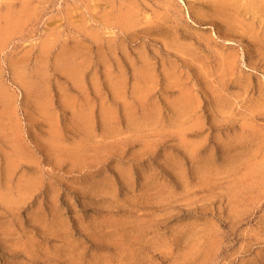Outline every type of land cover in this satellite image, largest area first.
<instances>
[{
    "label": "rangeland",
    "instance_id": "1",
    "mask_svg": "<svg viewBox=\"0 0 264 264\" xmlns=\"http://www.w3.org/2000/svg\"><path fill=\"white\" fill-rule=\"evenodd\" d=\"M104 3L0 0V264H264V10Z\"/></svg>",
    "mask_w": 264,
    "mask_h": 264
},
{
    "label": "bare ground",
    "instance_id": "2",
    "mask_svg": "<svg viewBox=\"0 0 264 264\" xmlns=\"http://www.w3.org/2000/svg\"><path fill=\"white\" fill-rule=\"evenodd\" d=\"M13 1V0H12ZM25 1V0H24ZM102 1V0H101ZM128 1V0H127ZM213 5H214V7H216L217 8V10H219L220 12H221V14L226 18V21H228V25H234V24H236V25H238V26H240V27H238V28H243L242 26H241V21H239V20H237V19H239V16H243V15H245V14H251L253 17H257V15H258V13H261V10H264V9H262V8H264V0H209ZM20 2V1H19ZM103 2H105L104 3V7H105V9H106V3H109V5L111 6V10L113 11L114 10V7H117V5L116 4H118V8H116L115 10H117V9H119V11H117V13L116 14H114V12H112V14H113V16H112V22L114 23V24H117V26H126L127 24H128V26L127 27H129V25L131 26L132 24H133V21H132V19H130V16H131V14L134 12L135 13V15H138V14H136V12H135V9L137 10V8H135V9H128V10H124L123 12L121 11L122 9H121V5L123 6V4H122V2H123V0H103ZM130 2V1H129ZM6 3H7V1H6ZM126 3V2H125ZM132 3H133V1L131 2V5H132ZM11 4V3H10ZM200 4V3H199ZM3 5H4V3H3ZM12 5V4H11ZM18 5H19V3H18ZM23 5V4H22ZM22 5H20V6H22ZM26 5V4H25ZM108 5V6H109ZM126 6L128 5V4H125ZM202 5V4H201ZM2 5H0V8H2L3 9V7H1ZM6 6L7 5H5V8H6ZM109 6V7H110ZM200 6V5H199ZM12 7H13V5H12ZM124 7V6H123ZM127 8V7H126ZM201 8V7H200ZM2 9H0V10H2ZM18 9V8H17ZM121 9V10H120ZM124 9V8H123ZM138 11V10H137ZM215 11V10H214ZM105 12V11H104ZM108 12H109V10H108ZM212 12H213V10H212ZM8 13V12H7ZM107 13V12H106ZM110 14V13H109ZM201 14V13H200ZM135 15H132V17L133 16H135ZM212 15V14H211ZM214 15V14H213ZM212 15V16H213ZM249 16V15H248ZM259 16V15H258ZM17 17V16H16ZM136 17V16H135ZM221 18H223L222 16H221ZM258 18V17H257ZM264 18V17H263ZM261 19V18H260ZM128 20H129V22H128ZM7 21V20H6ZM130 21H132V24H129L130 23ZM5 21H3V23H4ZM105 22H106V24L109 22V18H107L106 20H105ZM223 22H225V21H223ZM9 22H7V24H8ZM104 23V22H103ZM208 23V22H207ZM241 23V24H240ZM6 24V25H7ZM11 24V23H10ZM223 24H225V23H223ZM14 25H16V22H12V26L11 25H9V27H13ZM244 25V24H243ZM135 26V25H134ZM227 26V25H226ZM102 27H104V26H102ZM115 27H116V25H115ZM8 28V27H7ZM227 28V27H226ZM83 29V28H82ZM118 29V28H117ZM119 29H121V28H119ZM225 31V30H224ZM223 35H224V33H223ZM227 35V34H226ZM2 37V36H1ZM226 39H227V37H226ZM232 39V38H231ZM99 41V40H98ZM100 44V43H99ZM98 44V45H99ZM95 46V45H94ZM100 46V45H99ZM96 48H97V46H96ZM95 48V49H96ZM99 48V47H98ZM96 50H98V49H96ZM230 58H231V56H229ZM226 59H229V58H227L226 57Z\"/></svg>",
    "mask_w": 264,
    "mask_h": 264
}]
</instances>
